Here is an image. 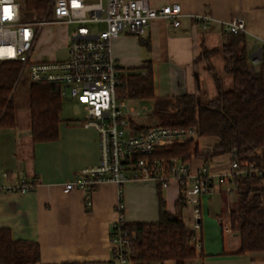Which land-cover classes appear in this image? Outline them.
<instances>
[{"label":"crops","instance_id":"0c3cea01","mask_svg":"<svg viewBox=\"0 0 264 264\" xmlns=\"http://www.w3.org/2000/svg\"><path fill=\"white\" fill-rule=\"evenodd\" d=\"M150 1L154 7L180 4L181 24L175 26L167 19L156 18L143 35L149 46L138 36L122 33L114 37L112 51L125 70L150 61L156 95L188 92L196 94L201 103L216 98L215 81L199 56L202 44L213 49L225 41L226 24L234 15L246 20L244 32L248 35L251 60L258 68L264 50V0ZM199 15L209 16V23L205 25ZM210 63L223 75L224 89L230 90L233 78L222 73V55L214 54ZM15 114L13 127L0 128V174L7 173L3 178L6 184L17 185L22 179L35 178L38 186L29 192H0V229H10L16 241L39 242L41 264L109 261L113 257L112 224L118 220L116 209L121 197L125 222L159 220V187L149 179L129 180L122 186L104 181L90 192L82 189L64 192L67 181L75 180L83 168L96 166L100 161L98 132L94 127L83 126V119L64 120L61 116L58 139L34 142L29 104L23 110L15 108ZM133 121L139 126L151 125ZM219 142V137H200V151L209 153ZM260 153L264 157V147ZM204 162L202 158L192 159L196 167ZM229 162V153L208 160L215 174L227 172ZM228 186L231 184L223 180L219 192L202 199V226L197 232L201 247L197 246L198 256L185 264H264V252L238 253L241 237L231 230L230 221L231 212L238 208L237 198L235 193L226 191ZM162 194L168 211L176 213L177 199L181 196L179 184L174 182L162 189ZM183 209L184 221L192 230V212L187 207ZM209 215L214 217L217 227L206 234L203 221ZM154 264H176V261L167 259Z\"/></svg>","mask_w":264,"mask_h":264},{"label":"built area","instance_id":"2783aa9c","mask_svg":"<svg viewBox=\"0 0 264 264\" xmlns=\"http://www.w3.org/2000/svg\"><path fill=\"white\" fill-rule=\"evenodd\" d=\"M42 14L41 19H25L20 0H0V61L18 60L19 77L27 74L31 82L59 85L64 99H85L83 126L94 127L98 132L100 161L96 166L83 168L75 180L67 181L64 192H90L104 181L122 186L129 180L149 179L161 189L177 182L185 207L192 212L193 240L200 246L197 232L202 226V199L219 192L223 180L231 184L226 188L231 193L236 187L235 176L257 169L254 164L241 166L234 150L229 153L230 169L219 174L213 173L206 163L196 167L179 158H145L160 146L194 138L195 131L156 125L146 132H134L131 120L145 113L146 107L127 104V99L119 96L118 87L126 70L112 51L114 37L122 33L142 37L156 18L179 26L183 16L180 4L154 7L150 0H47ZM198 19L207 25L210 17L199 15ZM56 23L76 26L69 33L67 56L57 60L35 59L33 53L43 26ZM95 24L104 27L92 26ZM226 30L245 31V18L234 15ZM138 155L142 157L133 160ZM4 176L6 172L0 174V192H29L38 186L35 178L22 179L17 185L6 184ZM116 210L119 217L112 224L116 228V234L111 236L112 264H130V239L122 225L123 202Z\"/></svg>","mask_w":264,"mask_h":264},{"label":"trees","instance_id":"16d2710c","mask_svg":"<svg viewBox=\"0 0 264 264\" xmlns=\"http://www.w3.org/2000/svg\"><path fill=\"white\" fill-rule=\"evenodd\" d=\"M33 3L34 0L30 1L32 6ZM46 4L47 0L37 3L40 9ZM224 35L225 41L213 49L202 44L199 56L208 65L207 69L215 81L218 93L216 98L201 103L196 94L188 92L173 96L156 95L150 61L146 65L126 70L122 74L118 93L125 99L152 101L151 114L157 126L193 129L198 137L215 136L220 139L219 144L209 153H202L199 142L191 138L183 143L160 146L145 158H179L189 162L197 157L208 161L218 154L234 150L241 166L255 165L256 171L234 177L238 208L231 212L230 221L231 230L241 237L238 253L264 252V157L260 153L264 147V50L258 68H255L248 35L244 31H226ZM140 38L141 42L149 46L148 38ZM216 53L223 58L222 73L233 78L230 90L224 89L223 75L210 63L211 56ZM19 68L18 60L0 61V128L13 127L16 121L12 91ZM29 85L34 142L58 139L64 100L60 86L45 81L30 82ZM131 124L136 133L146 132L151 127L139 126L133 120ZM138 157L142 155L133 160ZM158 195V221L122 224L130 239V264H152L167 259L175 260L176 264H185L186 260L198 256V248L192 237L193 230L184 221L185 204L182 197L177 199L176 213H171L166 207V199L160 187ZM115 234L116 228L113 226L111 236ZM113 261L112 257L106 263L98 264H112ZM0 264H41L39 242L16 241L10 229H0Z\"/></svg>","mask_w":264,"mask_h":264},{"label":"rangeland","instance_id":"374dc122","mask_svg":"<svg viewBox=\"0 0 264 264\" xmlns=\"http://www.w3.org/2000/svg\"><path fill=\"white\" fill-rule=\"evenodd\" d=\"M30 1L33 0H20L22 5V14L25 19L36 18L41 19L42 17V9L38 8L37 3L41 0H34L33 6L30 4ZM96 28L104 27L103 24H95L92 25ZM76 26L74 24L63 25L60 23H56L53 25H45L42 28V31L39 35L37 48L33 53L35 59H50L57 60L58 58L66 57V53L68 50L69 44V33L74 30ZM30 79L27 74L19 77V74L15 77L13 83V91L12 97L14 100L15 108H27L29 104V88H30ZM133 102L136 104V107H146L145 113H142L140 116L135 117L134 120L141 121V123H150L151 126H156L153 122L152 114V102L151 101H140V100H131L127 99V104ZM85 99L84 98H76V99H64L63 100V109L61 111V116L64 120L70 119H78L84 121V117L86 112L84 111ZM194 138L199 142V138L195 132ZM200 150V148H199ZM230 155V154H229ZM197 158V157H196ZM192 162V160H190ZM206 164L209 165L208 161L205 160ZM235 188L231 191V193H235ZM236 194V193H235ZM237 198V196H236ZM235 209V208H234ZM204 231L207 234L209 229H216V222L212 215L204 218ZM189 225H191L189 223ZM199 232V231H198ZM199 235V234H197ZM199 237V236H198ZM132 250V249H131ZM154 264V263H152Z\"/></svg>","mask_w":264,"mask_h":264}]
</instances>
